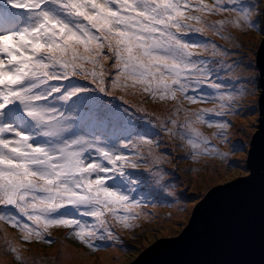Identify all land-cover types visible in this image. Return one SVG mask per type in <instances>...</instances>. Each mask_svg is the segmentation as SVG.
<instances>
[{"label": "snow or ice", "instance_id": "obj_1", "mask_svg": "<svg viewBox=\"0 0 264 264\" xmlns=\"http://www.w3.org/2000/svg\"><path fill=\"white\" fill-rule=\"evenodd\" d=\"M256 11L252 0H0V222L24 243L51 245L49 229L64 227L97 250L122 242L109 218L134 229L176 197L161 133L184 158L233 166L235 144L219 145L244 85L221 75L240 79L208 37L264 31ZM115 91L125 107L105 102ZM149 100L170 106L149 112ZM5 251L30 264L7 233Z\"/></svg>", "mask_w": 264, "mask_h": 264}, {"label": "rangeland", "instance_id": "obj_2", "mask_svg": "<svg viewBox=\"0 0 264 264\" xmlns=\"http://www.w3.org/2000/svg\"><path fill=\"white\" fill-rule=\"evenodd\" d=\"M263 1L252 0L257 9H262ZM208 2L211 3L213 0H208ZM261 14L262 11H256L253 14V18L257 20L258 29H263ZM221 18L220 16L210 17L212 20ZM229 33L231 35L227 39H221L219 36L211 34L208 38L228 52V56L225 58L227 63L237 62L235 72L239 74L240 79L233 81L225 73L222 72L221 75L225 76L229 83L244 85V94L236 102V114L226 117L231 122L229 143L219 145L222 151H228L232 144H235L237 150L234 155L228 158L233 166L210 158L200 160L184 158L186 150L173 149L172 141L161 133L160 147L166 150L168 156V161L162 166L169 172L171 183L175 185L176 197H170L163 203L157 202L156 207L149 205L145 211L150 215L146 218L142 216L136 222L137 226L134 229H125L109 218V222L113 224L116 233L122 238V242L97 250L88 249L84 244L82 247L74 245L69 238L70 231L67 228L57 227V229H49L50 238L54 241L51 245L38 242L35 239L30 243H24L16 229L0 222V264H20L13 253L5 251V233L9 239H15L18 244L23 245V254L29 259L30 264H130L156 240L177 236L187 224L195 204L210 188L249 174L246 167L247 150L251 136L257 129L259 117L257 99L260 89L259 74L255 67V51L263 36V31L251 27L241 30L227 26L225 35ZM122 94L120 91H115L113 96H105L104 100L106 103L111 100L114 105L125 107L126 105H123V102L118 98ZM126 98L134 104H138L140 101V97L132 95H127ZM168 106L170 105L153 103L150 100L144 105L147 111H156L158 114L163 113ZM185 106L190 109L211 108L213 104L209 102L186 104ZM134 111L135 109L129 108V113ZM136 115L143 114L137 112ZM202 130L209 135L215 131V129H209L206 126H203ZM169 203L171 207L167 206Z\"/></svg>", "mask_w": 264, "mask_h": 264}, {"label": "water", "instance_id": "obj_3", "mask_svg": "<svg viewBox=\"0 0 264 264\" xmlns=\"http://www.w3.org/2000/svg\"><path fill=\"white\" fill-rule=\"evenodd\" d=\"M261 19L264 29V11ZM255 67L259 117L247 150L249 174L210 188L177 236L156 240L130 264H264V31Z\"/></svg>", "mask_w": 264, "mask_h": 264}, {"label": "trees", "instance_id": "obj_4", "mask_svg": "<svg viewBox=\"0 0 264 264\" xmlns=\"http://www.w3.org/2000/svg\"><path fill=\"white\" fill-rule=\"evenodd\" d=\"M262 39V38H261ZM261 39H260V41H261ZM52 228H56L57 229V227H52ZM60 228V227H59ZM63 229H66V228H64V227H62ZM69 231H70V229H68ZM54 231V230H53ZM50 232V231H49ZM71 241L73 242V244L74 245H76V246H79L80 245V247H82L83 245V243H81L76 237H72L71 238ZM86 248H88L87 246H85ZM102 248V247H101ZM88 249H91V248H88Z\"/></svg>", "mask_w": 264, "mask_h": 264}, {"label": "bare ground", "instance_id": "obj_5", "mask_svg": "<svg viewBox=\"0 0 264 264\" xmlns=\"http://www.w3.org/2000/svg\"><path fill=\"white\" fill-rule=\"evenodd\" d=\"M4 263V261H2Z\"/></svg>", "mask_w": 264, "mask_h": 264}]
</instances>
